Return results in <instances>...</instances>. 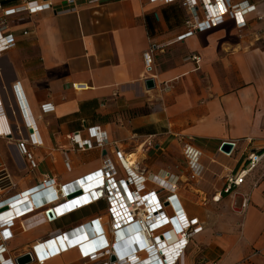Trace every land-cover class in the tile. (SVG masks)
Returning a JSON list of instances; mask_svg holds the SVG:
<instances>
[{"label":"crops","instance_id":"crops-1","mask_svg":"<svg viewBox=\"0 0 264 264\" xmlns=\"http://www.w3.org/2000/svg\"><path fill=\"white\" fill-rule=\"evenodd\" d=\"M25 1L0 2V29L15 36L14 46L0 54V117L8 129L0 135V199L37 191L47 175L66 183L99 169L102 151L76 149L70 138L76 132L93 138L94 127L103 125L127 157L152 141L157 151L166 150L148 163L154 174L167 170L169 159L180 150L184 155L194 140L203 171L181 182L178 195L204 231L192 240L182 264H264V159L242 185L223 193L231 170L264 146V0H246L256 10L246 15L244 29L228 17L183 39L188 16L181 1L77 0L76 10L62 12L66 0H51L53 10L6 15ZM151 50L154 65L147 71L144 54ZM192 55L200 56L199 64ZM149 78L156 83L152 89L146 86ZM75 83L85 87L76 89ZM16 84L40 140L32 147L37 168L19 148L34 129L26 125ZM45 104L54 109L45 112ZM228 140H241L232 157L218 152ZM217 194L219 201L213 200ZM244 196L250 199L246 209ZM106 209L105 201L82 208L66 216L67 226L55 229L42 228L50 224L41 211L26 215L24 225L12 226L6 246L16 256L28 253L52 232ZM209 212L216 221H208ZM77 257L88 263L75 248L44 264H72Z\"/></svg>","mask_w":264,"mask_h":264},{"label":"built area","instance_id":"built-area-1","mask_svg":"<svg viewBox=\"0 0 264 264\" xmlns=\"http://www.w3.org/2000/svg\"><path fill=\"white\" fill-rule=\"evenodd\" d=\"M97 1L99 0H91ZM164 1H181L187 11V30L180 39L211 29L228 17L236 21L239 29H244L248 26L246 15L256 10V6L246 0L237 3L233 0ZM53 9L55 7L51 0H26L22 6L8 9L6 15L18 12L34 14ZM76 9L77 0H66L61 11ZM14 44V34L4 33L0 29V54L11 49ZM189 59L197 64L201 61L199 55H192ZM144 61L147 71H151L154 65L153 50L144 54ZM19 86L16 84L14 90L24 107L26 125L34 129L27 140L20 141L19 148L28 165L37 168L39 162L32 147L39 144L40 140L36 138V126L30 110L22 100L24 96ZM74 87L83 89L85 86L75 83ZM165 87L167 88V84ZM53 109L51 104L43 106L45 112ZM93 132V138H83L80 132L73 133L70 138L76 149L86 151L98 148L102 151V166L99 169L66 183H60L55 177L47 175L38 185L37 191L30 192L33 197L41 193L33 202L28 201L26 193L0 199V264H17L18 256L8 250L6 243L13 238L12 226L16 223L24 225L23 218L26 215L41 211L46 222L54 223L101 201L107 203L105 214L68 229H58L37 241L31 251L35 262L43 264L53 257L79 248L82 259L87 262L101 260L105 264H182L192 240L204 231V225L198 218L188 216L178 195L181 182H188L189 179L200 176L203 171L201 158L194 154V140L184 147L186 167L175 165L176 175L169 169L154 174L140 167L136 161L128 165L127 154L124 155L117 145H112L103 125L94 127ZM6 134L8 129L0 117V135ZM225 143L232 145L230 152L222 149ZM145 144L154 146L152 141H146ZM240 144L241 140L224 141L218 152L232 157L239 150ZM114 155L117 160L113 159ZM263 159L264 146L259 150H252L239 167L232 169L226 177L223 193L231 194L236 187L242 185ZM65 160L70 169L67 154ZM3 188V184L0 185V190ZM221 197L222 194H217L213 200L219 201ZM249 201L248 196L243 197L242 209L248 207ZM13 209L17 214H10ZM77 232L83 233V237L72 241L62 240L63 236ZM38 247H41V253H38ZM112 256L116 257L115 261H111Z\"/></svg>","mask_w":264,"mask_h":264},{"label":"rangeland","instance_id":"rangeland-1","mask_svg":"<svg viewBox=\"0 0 264 264\" xmlns=\"http://www.w3.org/2000/svg\"><path fill=\"white\" fill-rule=\"evenodd\" d=\"M174 11H176V10H174ZM165 152H166V150H164V151H162V150L157 151L154 148V146L151 147L148 144H145L143 147H140V149L138 151H134L135 155H133V158H131V160L138 162V165L140 167H142L143 169H145V170L148 171V169H149L148 163H151L152 161H154V159L156 157H158V155H160L162 153H165ZM163 155H166V154H163ZM170 157L171 156H169V158ZM169 160H170L169 162L171 164L170 166H172L173 168L177 164H181V165H184V166L186 165L185 158H184V155L182 153V150H180L178 156H172V158H170ZM170 166H168L167 169L171 168ZM188 188H189V186H188ZM239 200H241V198H237V201H235V207L238 210L240 209V208H238L239 207V204H240L239 203ZM99 208L104 210L105 206L104 205H101ZM99 208L96 207L95 210H98ZM241 213H242L241 215H244L245 212H241ZM208 214H209L208 221L210 223L216 221V218L214 217V214H212L210 212ZM67 219H68V217H65V218H63L61 220H58V221L54 222V223H49L50 225L45 224V225L42 226V228L55 229L56 227H59V226H61V227L67 226L66 225V220ZM28 252H31V250H29V248H28ZM74 261L75 262L72 261V264H105L104 261H101V260H97V261H92V262L85 263L82 260H79L78 257L75 258ZM30 264H37V263L36 262H32Z\"/></svg>","mask_w":264,"mask_h":264},{"label":"water","instance_id":"water-1","mask_svg":"<svg viewBox=\"0 0 264 264\" xmlns=\"http://www.w3.org/2000/svg\"><path fill=\"white\" fill-rule=\"evenodd\" d=\"M156 85L153 78H149L146 80V86L148 89L154 88ZM226 152H230L232 149V145L229 143H225L222 148ZM116 257L112 256L111 261H115ZM17 264H30L32 262H35V257L32 252L24 253L22 255H19L16 259Z\"/></svg>","mask_w":264,"mask_h":264},{"label":"bare ground","instance_id":"bare-ground-1","mask_svg":"<svg viewBox=\"0 0 264 264\" xmlns=\"http://www.w3.org/2000/svg\"><path fill=\"white\" fill-rule=\"evenodd\" d=\"M133 157V155H131V156H128L127 158V160H126V162H127V164L128 165H130V164H134L135 163V161H132L131 160V158ZM230 160V159H229ZM224 165V164H223ZM208 170V169H207ZM36 191V190H35ZM81 191H83V189H81ZM37 199V196H32V195H30V191H28V201H31V202H33L34 200H36ZM9 207V205H7V208ZM14 212V209L13 210H11V212H10V214H12ZM80 237H83V233H75V234H68V235H66V236H63V238H62V240H64V239H68V241H72V240H78V239H80ZM39 248V247H38ZM37 248V250H38V253H41V247H40V249H38ZM45 263V262H44ZM43 263V264H44ZM39 264H41V263H39Z\"/></svg>","mask_w":264,"mask_h":264},{"label":"clouds","instance_id":"clouds-1","mask_svg":"<svg viewBox=\"0 0 264 264\" xmlns=\"http://www.w3.org/2000/svg\"><path fill=\"white\" fill-rule=\"evenodd\" d=\"M19 106H20V109H21V111H22V114L24 115V112H23L24 107H23L21 101H20V103H19ZM23 117H24V116H23Z\"/></svg>","mask_w":264,"mask_h":264}]
</instances>
